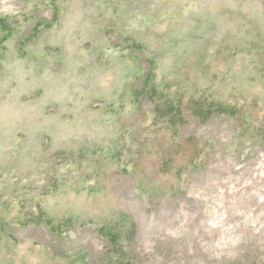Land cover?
I'll list each match as a JSON object with an SVG mask.
<instances>
[{
  "label": "rangeland",
  "instance_id": "1",
  "mask_svg": "<svg viewBox=\"0 0 264 264\" xmlns=\"http://www.w3.org/2000/svg\"><path fill=\"white\" fill-rule=\"evenodd\" d=\"M0 264H264V0H0Z\"/></svg>",
  "mask_w": 264,
  "mask_h": 264
},
{
  "label": "built area",
  "instance_id": "2",
  "mask_svg": "<svg viewBox=\"0 0 264 264\" xmlns=\"http://www.w3.org/2000/svg\"><path fill=\"white\" fill-rule=\"evenodd\" d=\"M111 41L113 43H121L116 37H111ZM153 108V105L149 103V101H147L146 99L143 100L142 102V109L144 111H148L149 109Z\"/></svg>",
  "mask_w": 264,
  "mask_h": 264
},
{
  "label": "crops",
  "instance_id": "3",
  "mask_svg": "<svg viewBox=\"0 0 264 264\" xmlns=\"http://www.w3.org/2000/svg\"><path fill=\"white\" fill-rule=\"evenodd\" d=\"M146 97H148V96H146ZM92 105H93L92 107H94V108H101V107H103V103L100 102V101L94 102Z\"/></svg>",
  "mask_w": 264,
  "mask_h": 264
}]
</instances>
